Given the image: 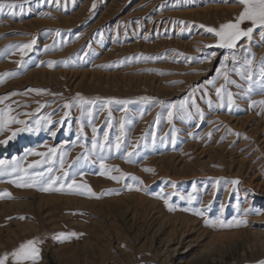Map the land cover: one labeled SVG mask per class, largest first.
<instances>
[{
	"label": "rangeland",
	"instance_id": "1",
	"mask_svg": "<svg viewBox=\"0 0 264 264\" xmlns=\"http://www.w3.org/2000/svg\"><path fill=\"white\" fill-rule=\"evenodd\" d=\"M0 3V74H11L0 76V121L7 123L0 133L7 140L0 143V257L8 254L6 264H196L195 257L208 253L215 261L203 264L264 261V105L258 103L264 38L255 30L251 41L227 49L206 31L234 22L239 3ZM33 39L30 49H21ZM253 55V79H242L236 70ZM221 85L233 93L231 108L226 96L222 102L216 95ZM22 127L31 130L8 139ZM94 141L103 148L93 149ZM49 148L57 149L55 156ZM16 165L28 175L13 172ZM115 168L120 171H107ZM36 172H67L65 187L45 192L46 182L13 183ZM122 173L119 182L109 178ZM72 179L99 198L86 190L70 194ZM221 220L246 224L221 227ZM28 241L37 251L15 260L11 253Z\"/></svg>",
	"mask_w": 264,
	"mask_h": 264
},
{
	"label": "snow or ice",
	"instance_id": "2",
	"mask_svg": "<svg viewBox=\"0 0 264 264\" xmlns=\"http://www.w3.org/2000/svg\"><path fill=\"white\" fill-rule=\"evenodd\" d=\"M235 2L239 3L241 5V11L239 12L238 16L236 17L235 21H230L228 23L222 24L220 25L219 29L216 28H212V27H208L206 29L207 32L209 33H213L216 37H218V44L217 46L219 48H227V49H235L237 47V43L245 38H247L248 41H251L252 39V34L255 30H260V36L261 38H264V0H235ZM4 5L2 3H0V8H3ZM9 8H15V7H20L19 5H15V4H9L8 5ZM47 15V14H46ZM245 22H249L251 24V27L248 28H243L241 27L242 24H244ZM201 27H204L203 25ZM57 34H59V32H57ZM35 43V39H33V41L31 43L28 44H24L21 46V49H30L32 47V45ZM47 47V46H46ZM228 58L225 57V60H227ZM255 62V58L254 55L251 58H246L244 60V65L246 66L244 68L243 71H241L240 69H237V73L239 75H241L242 79H246L251 81L253 79V72H252V68ZM53 63L55 62H49V66H51ZM219 69H218V73H219ZM259 72L261 77H264V59L261 60L260 62V67H259ZM5 75H11L10 73H5V74H0V76H5ZM224 79L226 81V83H235V81H232L229 79L228 73L224 72ZM237 87H239V85H237ZM37 91V93L43 91V90H35ZM222 92L224 93V95H222ZM16 93H13V95H15ZM79 95V94H78ZM216 95L221 99V101L223 102L225 96L227 98V106L229 108H231L234 103L235 100L233 99V93H231L230 91L226 90L225 85H221L220 87L216 88ZM142 100H149L150 98L148 97H142ZM117 103L120 104H124L127 105L128 103H130V101H116ZM91 103V102H88ZM108 103H112V101H108ZM162 103V102H161ZM257 103L256 101H253V104ZM258 103H260L261 105H264V100L259 101ZM184 102H181V106H183ZM209 105H211V101H209ZM65 108L69 107L68 104L64 105ZM197 112L200 113V109L197 108ZM202 115V113H200ZM65 115H67V113H65ZM172 113L169 112V117H171ZM10 122L11 123H16V124H22L24 125L26 122L23 120H16L15 118H10ZM51 122V121H49ZM121 127H123V124L121 125ZM7 128V123L0 121V133H3ZM31 129H29L28 127H22V128H17L16 130L11 132V136L8 137V139H13L15 138V136L19 133V132H23V131H30ZM96 129L93 128V132H95ZM55 132H52V135L55 136ZM108 138V133L105 132L104 133V139L107 140ZM0 143H7V140L5 141H0ZM93 149L100 147L103 148V144L98 143L97 141L93 142L92 145ZM116 147H119V138H118V142ZM48 153L51 154L52 156H55L57 153V149L56 148H49L48 149ZM28 154H35V155H40V156H45V153H33V152H29ZM131 155V154H129ZM84 158H87L86 156ZM15 159V158H14ZM39 163V162H36ZM3 165H4V161H0V174H3ZM29 167H32V165H29ZM61 169H63V162L61 160V165H60ZM100 168L102 170H104L106 168L105 164L103 163V161H101L100 163ZM120 171L119 168H115V169H108L107 171ZM13 172H23L25 176H27L28 174L26 173V171L22 168L19 167V165H16L12 168ZM48 173L52 172V168H49ZM145 171H152L151 169H145ZM102 175L107 174L106 172L102 171L101 172ZM127 174L122 173L120 177L117 176H110L109 178L119 182V180L123 177L126 176ZM68 176L67 172H64V175L62 177H56V176H46L44 172H36L34 174H32L31 176H28V179L25 180L24 176H18L16 178V180L13 181V183H16L18 187H33L35 185L39 184H43V183H47V187H40L41 191H61L64 187L65 184L63 183V180L65 179V177ZM132 179L134 180H138V178L136 177H132ZM60 182V186L59 187H53V184H55L56 182ZM142 183V181L140 182ZM232 184H238L239 181L238 180H233L231 181ZM75 186V188H74ZM173 186H175L173 184ZM66 187L70 190V194H80V195H84L85 194V190L86 193L92 197H96L99 198L97 196V194L95 192L92 191V189L84 184V185H77L76 184V180L72 179L70 183H68L66 185ZM126 187L129 188V190H131V185H126ZM139 190V189H137ZM10 195V194H9ZM189 199H192V197H189ZM165 203L167 204L168 201L165 200ZM169 210H174L172 209V207L169 205ZM247 211V210H245ZM202 215V213H200ZM206 224L212 225V226H216L217 221H210V220H206L205 221ZM219 225L221 227H239L241 226V224H246V221H235V222H224V221H219L218 222ZM71 236H77L76 233H70L68 235L64 234V233H59L56 237V239H60V238H69ZM35 241H28L25 244H21L20 247L13 251L11 253V256L15 259V260H21V259H28L30 256L29 253V249H31L32 253H35L37 250L32 247L34 245ZM8 260V254L6 253L3 257H0V264H6V261ZM259 264H264V261H260Z\"/></svg>",
	"mask_w": 264,
	"mask_h": 264
},
{
	"label": "bare ground",
	"instance_id": "3",
	"mask_svg": "<svg viewBox=\"0 0 264 264\" xmlns=\"http://www.w3.org/2000/svg\"><path fill=\"white\" fill-rule=\"evenodd\" d=\"M83 84V83H82ZM47 200V199H46ZM51 200V199H50ZM71 202V201H70ZM42 203V202H41ZM75 204V203H74ZM81 204H83V203H81ZM87 204V203H86ZM79 205H80V203H79ZM112 208H114L113 206H112ZM261 221H263V220H261ZM260 236H261V239H264V234H260ZM262 245H263V248L262 249H264V242L262 243ZM260 247V246H259ZM251 249V248H250ZM248 250H249V248H248ZM252 250V249H251ZM259 250V249H258ZM252 251H254V250H252ZM252 253V252H251ZM212 261V262H214L215 261V258H214V256H213V254H210V253H208L207 255H205V256H203V255H200V256H197V257H195V259H194V261L193 262H195L196 264H203L205 261Z\"/></svg>",
	"mask_w": 264,
	"mask_h": 264
}]
</instances>
